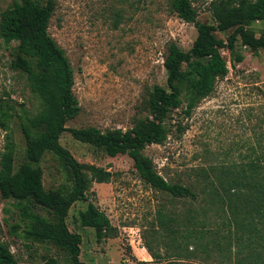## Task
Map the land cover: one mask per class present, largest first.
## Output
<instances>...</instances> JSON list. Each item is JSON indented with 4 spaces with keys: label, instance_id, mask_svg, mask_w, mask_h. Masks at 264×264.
I'll use <instances>...</instances> for the list:
<instances>
[{
    "label": "rangeland",
    "instance_id": "1",
    "mask_svg": "<svg viewBox=\"0 0 264 264\" xmlns=\"http://www.w3.org/2000/svg\"><path fill=\"white\" fill-rule=\"evenodd\" d=\"M14 1L0 0V12ZM209 1L194 4L198 19L213 23ZM263 26L259 21L254 24L257 29ZM48 27L74 69V93L81 111L67 122L68 128H131L137 117L147 115L144 105L151 87L166 85L168 45L175 42L189 50L197 37L195 25L178 17L170 0H57ZM217 35L226 38L225 33ZM237 49L245 59L234 64L229 51L222 49L229 65L226 77L218 80L215 91L191 115L182 108L173 111L167 121L172 128L168 139L145 149L166 179L195 185L197 200L151 187L127 154L112 157L76 140L69 131L61 135V144L80 163L112 172L109 182H93L85 199L76 201L67 217L69 229L82 237L79 256L83 262L249 264L250 248L238 239L233 215L225 210L226 204L210 201L211 183H207L215 181L218 188L221 172L216 168L248 160L254 149L264 150V49L253 53L241 40ZM12 51L0 39V99L12 98L37 114L42 102L31 91L27 75L11 67ZM13 133L19 167L25 160L26 143L18 118L13 121ZM5 135L0 127V153ZM41 165L47 189L72 187V179L56 156L47 154ZM90 201L111 220L112 235L106 239L99 240L93 227L80 223L79 214ZM37 211L48 215L43 209ZM13 224L24 226L16 202L0 195V239L11 244L19 264H43L49 256L67 264L63 249L26 239L23 227L12 234Z\"/></svg>",
    "mask_w": 264,
    "mask_h": 264
},
{
    "label": "trees",
    "instance_id": "2",
    "mask_svg": "<svg viewBox=\"0 0 264 264\" xmlns=\"http://www.w3.org/2000/svg\"><path fill=\"white\" fill-rule=\"evenodd\" d=\"M196 0H170L171 10L197 28V37L189 50L171 42L164 60L166 85L154 84L149 91L145 116L135 119L126 130H101L96 126L68 128L67 122L78 116L81 106L74 93L75 75L65 50L49 32L57 0H15L0 12V39L13 47L11 67L27 75L31 91L39 97L42 108L32 115L24 104L12 98L0 99V127L6 132L0 153V195L15 200L21 224L10 227L12 234L23 229V236L33 242L52 243L65 251L67 264H86L80 259L82 237L69 229L67 217L74 203L85 199L93 182H109L112 172L93 164L80 163L61 142L69 131L76 139L91 144L107 155H129L139 176L151 187L175 197L197 200L195 185L171 182L162 176L145 149L163 144L172 131L167 124L173 111L182 108L186 115L200 105L216 89L219 79L229 73L228 60L222 54L227 49L231 62L239 63L245 55L237 42L251 48L253 53L264 49V0H211L208 9L214 22L198 19ZM259 33V36L257 35ZM225 33L226 38L217 34ZM9 97V96H8ZM18 118L26 149L25 160L16 167L17 143L13 121ZM181 131V123L177 125ZM53 154L64 165L72 179V187L47 189L41 162ZM208 194L211 202L217 199L231 212L238 239L250 248L249 264H264V150H253L248 160L222 165ZM89 171V175L85 173ZM206 173V172H204ZM206 178V175H205ZM224 207V206H223ZM43 209V215L37 209ZM80 223L93 227L99 240L112 235L109 216L93 201L79 214ZM261 248V251H257ZM0 264H19L11 244L0 239ZM43 264H64L49 256ZM137 264H179L139 261Z\"/></svg>",
    "mask_w": 264,
    "mask_h": 264
}]
</instances>
